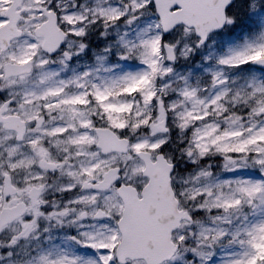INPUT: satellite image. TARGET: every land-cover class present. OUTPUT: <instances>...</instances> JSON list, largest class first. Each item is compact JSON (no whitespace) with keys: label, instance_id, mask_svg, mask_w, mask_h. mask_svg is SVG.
Returning a JSON list of instances; mask_svg holds the SVG:
<instances>
[{"label":"snow or ice","instance_id":"obj_1","mask_svg":"<svg viewBox=\"0 0 264 264\" xmlns=\"http://www.w3.org/2000/svg\"><path fill=\"white\" fill-rule=\"evenodd\" d=\"M0 264H264V0H0Z\"/></svg>","mask_w":264,"mask_h":264}]
</instances>
